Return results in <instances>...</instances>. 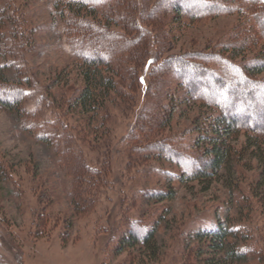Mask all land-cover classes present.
I'll use <instances>...</instances> for the list:
<instances>
[{"label": "rangeland", "instance_id": "1", "mask_svg": "<svg viewBox=\"0 0 264 264\" xmlns=\"http://www.w3.org/2000/svg\"><path fill=\"white\" fill-rule=\"evenodd\" d=\"M136 1L141 6L142 1ZM157 1L151 0L149 8ZM168 3L170 7L158 8L148 20L144 19L142 9L141 16L135 14L139 26L147 33L146 38L151 40L149 54L159 50L157 42L167 32L169 42L163 54H157L159 61L186 52L199 57L232 58L223 52L222 45L234 40L244 15L231 11L230 15L222 13L201 18L197 11L207 8L206 0L192 4L190 0H168ZM54 4L55 0H0V19L5 17L6 25H10L9 20L13 18L18 34L23 36L17 39L19 53L16 57L19 68L23 69L21 75L30 79L31 87L25 88L27 110L35 112L38 109L46 119L67 121L66 103L84 84V73L66 42L64 20L56 13ZM174 6L185 12L180 23L174 22ZM3 29L10 35L9 30ZM112 29L120 31L119 27ZM126 36L132 39L131 35ZM261 47H264V40L259 38L256 45L249 47L235 62L242 61L243 57L246 61L259 57ZM128 52L136 75L133 79L127 75L119 79L122 86L128 87L130 98L125 102L118 98L108 103L110 128L107 137L79 143L87 166L101 173L103 195L95 213L73 217L69 229L64 223L72 216L62 178L64 164L53 150L24 130L14 113L0 107V256L8 264H192L191 252L197 244L189 245V236L220 218L226 219L238 233L239 238L233 241H240L249 251L248 262L240 264H264V209L252 190L261 164L250 152H243L245 132H241L234 143L239 156L211 184L178 185L171 181L177 171L175 166L133 154L136 151L134 140L141 135L136 123L146 113L143 110L145 92L156 72L153 66L144 69L148 54L139 57L138 46ZM209 63L215 68L219 66L212 60ZM14 76L16 72L12 71L8 78ZM180 77L174 74L171 80L179 82ZM257 78L264 80V74ZM168 90L165 86L164 91ZM201 113L200 105L190 107L184 117H176L170 127L156 132L155 140L165 147H175L171 145L175 138H181L183 144L189 143L193 137L189 132ZM151 114L152 111L148 112V117ZM247 121L248 117H244L245 125ZM257 122L254 128L263 131L262 120ZM72 123L75 122L68 124ZM135 127L131 138L130 132ZM260 156L263 158L262 154ZM185 167L182 163L179 170ZM44 182L48 183L56 204L51 211V224L41 236H36L38 213L43 208ZM165 187L177 190L174 198L158 203L152 200L156 191ZM157 222L154 235L158 257H153L151 250L142 245L116 252L118 240L130 229L128 223H139L151 229ZM211 256L206 254L194 264H203Z\"/></svg>", "mask_w": 264, "mask_h": 264}, {"label": "trees", "instance_id": "2", "mask_svg": "<svg viewBox=\"0 0 264 264\" xmlns=\"http://www.w3.org/2000/svg\"><path fill=\"white\" fill-rule=\"evenodd\" d=\"M141 1L139 6L136 0H55V11L64 20L66 42L84 73V84L66 103L64 115L69 119L67 121L61 118L46 119L38 109L35 112L27 110L25 88L31 87L30 79L25 74L21 75L23 69L19 68V58L16 57L19 53L17 39L23 36L18 34L13 18L9 20L10 25H6L5 17L0 19V107L14 113L24 130L53 150L60 157L59 162L64 164L62 178L72 211L71 218L67 217L64 221L66 228L72 226L73 217L92 215L100 204L104 187L101 173L87 166L79 143L109 135L108 103H114L118 98L125 102L130 98L128 87L122 86L119 77L127 75L131 79L135 78L128 50L137 46L139 57L148 54L144 69L153 66L156 73L145 92L147 97L143 110L146 113L136 123L139 124L141 135L134 140L136 151L133 154L175 166V177H170V180L178 185L194 182L209 185L235 162L239 151L234 143L241 132H245L243 152H250V156L261 164L252 190L264 209V127L263 131L254 128L257 120H262L264 126V80H257L258 76L264 74V47L260 48L259 57L249 61L243 57L242 61L235 62L249 47L256 45L259 38L264 40V0H206L207 8L197 11L201 18L222 13L230 15L231 11L245 16L237 27L239 30L234 40L222 45L223 52L232 58H210V55L199 57L186 52L178 57H166L162 61L159 59L169 42V33L165 32L162 40H158L159 50L149 54L151 40L146 38L147 33L139 26L135 14L141 16L143 12L144 19L148 20L158 8L170 7V3L168 0H159L150 9L151 0ZM197 1L190 0L191 4ZM172 13L176 23H180L185 14L178 6L173 7ZM3 27L9 30L10 35L6 34ZM113 27H119L120 31H114ZM126 35H131L132 39ZM210 60L218 62L219 66L215 68L209 63ZM12 71L16 72V76L9 79L8 75ZM174 74L181 75L179 82L171 80ZM165 86L169 89L166 92ZM196 104L203 108V113L199 114L189 132L193 135L189 143H181V138H171L174 139L171 145L175 147H165L162 142L155 140L156 132L170 127L176 117H184L190 107ZM150 111L152 114L148 117ZM244 117H248L249 125L243 122ZM69 121L75 123L69 125ZM135 129L129 137L132 138ZM252 132L263 133L254 136ZM182 163L186 167L180 171ZM43 184V208L38 213L36 236H41L51 224V211L56 204L48 183ZM176 193L175 188L165 187L156 191L152 200L157 203L169 201ZM128 225L130 229L118 240L116 252L122 253L127 248L142 245L151 250L153 257H158L154 234L159 223L151 229L139 223ZM238 238L232 225L220 218L210 223L209 227L194 231L188 238L189 245L197 244L191 252L192 264L206 254L212 255V258L204 260L203 264L248 262L247 247L240 241H233ZM0 264L8 263L0 256Z\"/></svg>", "mask_w": 264, "mask_h": 264}]
</instances>
